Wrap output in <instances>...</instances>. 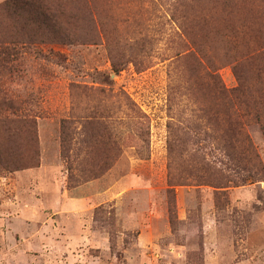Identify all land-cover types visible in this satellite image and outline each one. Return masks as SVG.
I'll return each mask as SVG.
<instances>
[{
    "label": "rangeland",
    "instance_id": "1",
    "mask_svg": "<svg viewBox=\"0 0 264 264\" xmlns=\"http://www.w3.org/2000/svg\"><path fill=\"white\" fill-rule=\"evenodd\" d=\"M177 2L95 0L105 32L97 25L93 42L25 54L11 91L38 116L40 166L0 172V264H264V181L176 185L167 151L170 117L192 119L185 90H174L186 78L177 63L179 42L188 43L181 29H198V12L203 29L246 25L253 34L264 29V4L231 0L225 12L208 0L184 9ZM216 36L206 49L217 50V74L236 88ZM84 119L102 124L83 132ZM262 123L248 119L245 129L264 164Z\"/></svg>",
    "mask_w": 264,
    "mask_h": 264
},
{
    "label": "trees",
    "instance_id": "2",
    "mask_svg": "<svg viewBox=\"0 0 264 264\" xmlns=\"http://www.w3.org/2000/svg\"><path fill=\"white\" fill-rule=\"evenodd\" d=\"M202 1L178 0L177 5L184 9ZM208 1L221 4L225 12L231 4V0ZM260 2L264 4V0ZM94 5L95 0H7L0 4V172L40 166L38 116L28 98L11 91L23 57L40 45L93 42L92 34L96 38L105 32ZM197 14L194 21L198 29L191 24L190 30L181 29L188 43L179 42L177 52L178 67L183 66L186 78L174 90H185L181 102L192 119L185 125L181 113L177 119L170 117L167 124L170 181L216 190L264 181V164L245 129L248 119L260 122L264 118V29L253 34L246 25L245 29L223 32L203 29L206 21H200ZM216 35L222 46L221 60L232 66L239 80L236 88H227L217 74L213 57L217 50L212 45L216 43L209 42L212 46L206 49ZM123 66L114 62L113 72L119 74ZM70 123H62L64 148L70 141ZM96 123L102 124L84 119L81 130L85 132ZM261 128L264 132V123ZM103 138L93 140L99 143Z\"/></svg>",
    "mask_w": 264,
    "mask_h": 264
}]
</instances>
